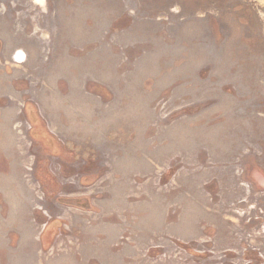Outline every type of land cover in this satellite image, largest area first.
<instances>
[{
	"label": "rangeland",
	"instance_id": "1",
	"mask_svg": "<svg viewBox=\"0 0 264 264\" xmlns=\"http://www.w3.org/2000/svg\"><path fill=\"white\" fill-rule=\"evenodd\" d=\"M0 264H264V0H0Z\"/></svg>",
	"mask_w": 264,
	"mask_h": 264
}]
</instances>
